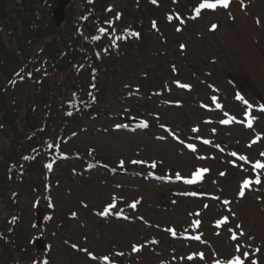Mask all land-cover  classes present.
Segmentation results:
<instances>
[{"label": "rangeland", "instance_id": "374dc122", "mask_svg": "<svg viewBox=\"0 0 264 264\" xmlns=\"http://www.w3.org/2000/svg\"><path fill=\"white\" fill-rule=\"evenodd\" d=\"M157 2L158 8L146 12V16L150 17L149 30L153 29V21L160 30L148 34L140 45L139 38L134 37V46L127 51L129 56L117 65L111 63L114 69L102 75L99 113L80 121L71 134L68 150L86 153L92 149L122 173L131 171L132 160L147 161L148 164H139L145 169L155 161L162 174L171 175L173 179L154 180L121 174L113 177L106 170L82 169L77 160L67 156L53 165L52 173H34L19 192L25 229L20 243L28 249L29 255H34V241L43 237L50 244L44 255L48 264H102L89 261L78 250H72V243L96 256L114 251L129 252L128 256L125 253L121 257L127 264H214L233 254L235 242L230 240L231 233L226 229L234 228L237 223L242 224L246 234L239 242L245 243L247 237H254L248 242L253 248H261L257 258L264 264V169L259 170L262 184H254L252 190L245 189L244 198L238 196L241 182L246 178L254 181L257 175L251 164L238 160V156L264 162L260 156L264 152V111L260 110L264 105V0H243V6L241 0H231L228 9L220 6L215 11L204 9L195 19H192L195 13L190 14L181 7L177 10L171 0ZM176 10L184 23L178 20V25L164 23L162 26V19L169 21L168 16ZM138 19L139 15L131 12L126 26L119 27L118 35L140 25ZM213 24L217 25L214 31L211 30ZM181 44L185 45L184 49ZM172 62H177V77L170 73ZM177 78L191 84L192 89L170 86V80ZM148 86L154 87L153 90L158 86L165 89L159 96L150 97ZM138 87L141 89L138 92L144 96L137 93ZM34 89H28L32 99L38 94ZM238 94L248 103L243 106L236 103L241 101L236 98ZM213 96L217 98L215 103ZM39 98L37 103L44 106L46 101L39 102ZM216 103L221 107L217 108ZM225 112L236 120L221 124V120L228 119ZM246 112L256 117L251 128L247 127ZM153 115L158 117L155 120L159 128L152 125L135 130L125 122L127 118L136 117L145 121ZM118 124L124 127L118 129ZM193 128L199 131L193 132ZM257 134L260 138L249 147ZM161 136L165 139H157ZM204 140L211 143L204 144ZM188 143L195 145V153L186 148ZM232 152L237 156H232ZM121 160L123 167H120ZM199 167L209 171L196 184L174 179L176 172L190 177ZM80 172L84 174L81 176ZM214 181L218 182L214 187L207 184ZM46 182H49V196L55 207L50 210L48 222H45L46 215L43 216V227L37 230L35 212L43 208L41 188ZM192 185L210 193L206 197L210 201H196L198 197L185 195L192 192ZM171 190L176 191L172 205ZM113 196L117 198L115 202L132 203L140 199L141 203L135 210L129 209L128 220H116L113 215L98 216L97 213L112 202ZM214 196L220 199L211 200ZM223 200H229L230 204H222ZM73 212L77 214L75 218L71 215ZM197 212L199 216L195 215ZM224 216L229 217L228 224L217 228L216 221ZM197 219L201 224L193 228ZM166 228H174L184 239L178 235L173 237L164 231ZM217 232L220 234L216 235ZM195 235H201V239H190ZM152 238L158 243L151 245L148 240ZM133 243L144 245L136 256L131 252ZM199 252L205 254V260H200L199 256L187 259ZM177 256L182 259L180 262ZM25 262L26 255L13 253L6 256L3 264Z\"/></svg>", "mask_w": 264, "mask_h": 264}, {"label": "trees", "instance_id": "16d2710c", "mask_svg": "<svg viewBox=\"0 0 264 264\" xmlns=\"http://www.w3.org/2000/svg\"><path fill=\"white\" fill-rule=\"evenodd\" d=\"M171 1L177 10L181 7L190 14L202 2ZM57 2L0 0V264L13 253L26 255L30 264H43L42 257H32L20 243L25 234L19 208L20 188L32 180L34 173L51 171L46 165L54 164L67 153L71 134L80 121L99 113L102 75L114 69L112 62L117 65L129 56L127 51L135 39L130 32L140 33V45L148 34L160 30L159 26L149 30L150 17L146 12L158 8V2L153 4L151 0H71L66 19L59 27L52 14ZM109 7L111 12L106 11ZM177 10L172 22L162 19V26L179 24L175 18ZM117 12L121 18L109 28L105 21L112 20ZM131 12L139 15L140 25L118 35ZM100 27L108 32L100 33ZM112 29L115 35L111 34ZM93 36L100 39L93 40ZM116 36L123 39L116 40ZM113 41L118 47H112ZM138 45L135 46L139 48ZM93 84L95 87H91ZM30 87L38 93L33 99L28 92ZM38 97L39 102L46 101L44 106L37 103ZM79 156L77 160L82 163L103 159L89 153ZM48 192L47 189L44 197H48ZM44 209L49 212L47 206Z\"/></svg>", "mask_w": 264, "mask_h": 264}, {"label": "snow or ice", "instance_id": "6c2138e0", "mask_svg": "<svg viewBox=\"0 0 264 264\" xmlns=\"http://www.w3.org/2000/svg\"><path fill=\"white\" fill-rule=\"evenodd\" d=\"M151 2L153 4H156L157 3V0H151ZM175 2V0H174ZM230 2L231 0H202V2L199 3V5L197 7H195L194 11H195V16L192 17V19H195L196 17L200 16L201 14V11L204 10V9H208V10H212V11H215L217 9L218 6L224 8V9H228L229 8V5H230ZM241 5L243 6V0H241ZM106 11L108 12H111L112 11V8L109 7L108 9H106ZM121 13L117 12L115 14V17L112 19V20H106L105 23L109 26V28L112 27V24L114 23V21L116 20H119L121 18ZM173 15H169L168 16V20L169 21H172L173 20ZM175 18L177 20L180 21V23H184V20L181 19L180 15L179 14H176ZM83 19H87V17H84ZM260 21L257 20V24H259ZM152 26L153 28H156V21H153L152 22ZM217 28V25L216 24H213L211 26V30H216ZM181 29L180 28H177V31H180ZM98 31L100 33H107L108 32V29L104 28V27H100L98 28ZM125 31H130L129 29H126ZM112 35H115V29H112ZM130 34L136 38H139L140 37V33L139 32H135V31H131ZM93 40H99L100 37L99 36H93L92 37ZM116 40H122L123 37H120V36H116L115 37ZM112 47H118V45L115 43V41H113V44H112ZM181 49H184L185 48V45L181 44L180 45ZM105 51H107V49H105ZM99 53H97V58H99ZM175 71V68L173 69ZM95 71V70H93ZM30 75V74H29ZM177 84V86L181 87V88H185V89H188V90H191V85L189 84H182L180 83L179 81H176L175 82ZM91 87H95V85H91ZM75 95V94H74ZM89 95H91V93H89ZM238 100H242L245 104H247L248 102L246 100H244L243 97H241L239 94L237 95L236 97ZM94 100V98H93ZM217 100V98L215 96L212 97V101L215 103ZM171 103V102H169ZM177 105L179 106V102L177 101L176 102ZM204 107H206V105H202ZM216 107L217 108H220L221 105L219 103H216ZM252 105H248V108L251 109ZM260 110L261 111H264V105H261L260 106ZM72 113L69 112L68 115H71ZM224 115L226 117H228V119H223L220 121L221 124H229L230 122H233L236 120L235 117L233 116H230L227 112L224 113ZM245 116H246V119L248 120V123H247V127L251 128L252 127V122L256 119L255 116H251L249 113H245ZM142 127L144 128H147L148 127V124L147 122H144L142 125ZM116 127L119 129L121 127H124V125H116ZM161 127H164V125H161ZM166 131H169L170 134L173 136L174 139H178V137L174 134V133H171L170 130H167ZM193 132H197L199 131L198 128H193L192 129ZM213 131H215V129H213ZM75 135V133L73 134ZM259 134H257V137L256 139H254L248 146L251 147L252 146V143H256L257 140L259 139ZM157 139H160V140H163L165 139V137L161 136V137H157ZM181 143H184L183 141H180ZM204 144H209L211 143L209 140H204L203 141ZM187 149H189L190 151H192L193 153H195L197 151L196 147L194 144L192 143H188L185 145ZM48 147H52V145H48ZM58 147V145H57ZM94 151L92 149L89 150V154L91 155V152ZM232 156H237V153L236 152H232L231 153ZM260 156L262 158H264V152H261L260 153ZM61 158H67V157H64L62 156ZM199 159H204V157H198ZM25 159H28V157H25ZM238 160L240 161H244L245 164H251V167L253 169V171L257 172V175H256V178L255 180H251V179H244L242 182H241V186H240V190L238 192V196L241 197V198H244L245 197V189H248V190H252V186L255 184V185H261L262 184V180H261V175L259 173V170H262L264 169V162H262L261 160H256L255 162H252V161H249V159L245 156V155H239L238 156ZM132 164H148L147 161H142V160H132L131 161ZM235 163V162H233ZM124 166V161L121 160L120 161V167H123ZM149 167L151 168H156L157 167V163L155 161L151 162V164L148 165ZM46 168L49 169V170H52L53 168V164L52 163H48L46 165ZM242 170L247 172V169L246 168H243V166H241ZM209 169L206 168V167H199V168H196L190 175V177H184V176H181V174L179 172H176L175 173V176H174V179L177 180V181H180L182 180L183 183L185 184H196L200 181L203 180L204 178V173L208 172ZM151 175V173H150ZM221 175H225V173H221ZM160 179H168V180H171L173 179V177L171 175L167 176V177H160ZM117 187H120L119 185H117ZM185 195H192V196H195L197 195L196 192H191V193H184ZM116 197L113 196L112 197V202L108 203L106 206L103 207V209L97 213L98 216L102 217V218H108L109 216L115 214L118 218H122L124 220H128L130 219L129 216H126V215H123V210H119V211H116L115 213H113V209L116 207V204H115V201H116ZM213 199H216V200H219L220 197H213ZM141 203V200L140 199H137L135 200L134 202H132L129 207L133 210H135L137 208V205ZM222 204L224 205H228L230 204V201L229 200H223L221 201ZM85 207L87 205H84ZM205 208L208 207V205H204ZM72 217L75 218L76 217V213L73 212L72 214ZM195 215L199 216V213H195ZM231 216L232 217H235V213L234 212H231ZM15 217H13L12 219V223L15 222ZM141 220H143V217H140ZM228 221H229V217L228 216H224L223 218L221 219H218L216 221V227L219 228L221 225H226L228 224ZM145 223H147V221H145ZM201 224V221L199 219L195 220L192 224V227L193 228H196V227H199ZM158 227V226H157ZM229 233H231L230 235V240L231 241H234V248H233V254L226 258V259H223V260H216L214 262V264H260V261L259 259L257 258V255L261 252V248L260 247H255L253 248L252 244L248 241H251L254 239V237H247V240L245 243H240L239 241L244 238L246 236L244 230H243V226L242 224L240 223H237L235 225L234 228L232 227H228L226 229ZM164 231H167L169 232L173 237H175L177 235V232L174 228H166L164 229ZM187 231V230H185ZM220 233L217 232L216 235H219ZM190 239H193V240H200L201 239V235H195V236H192L190 237ZM153 243H158V241H153ZM77 246L76 245H73V248H76ZM144 247L143 244H137V243H133L132 246H131V252L132 253H138L142 250V248ZM82 251L84 252H87L89 258L93 261H101L102 264H114V259L113 257H122L124 256V252L120 251V252H115V253H110V254H104V255H101V256H96V255H93L92 252H89L87 249H82ZM196 256H199V259L200 260H205V254L203 252H199V253H194L192 255H189L187 257L188 260H193ZM43 264H48V261L45 260L43 262Z\"/></svg>", "mask_w": 264, "mask_h": 264}, {"label": "water", "instance_id": "95a60500", "mask_svg": "<svg viewBox=\"0 0 264 264\" xmlns=\"http://www.w3.org/2000/svg\"><path fill=\"white\" fill-rule=\"evenodd\" d=\"M67 3H68V0H58V5H57L58 7L53 12V17L55 18V23L57 26L65 18L64 17V10L66 8ZM132 123L138 124V122H134V121ZM42 213H43V211L39 210V212H37V214H36L38 227H40V225L42 224V222H41ZM35 244H37L38 250L44 249V243H43L42 239L37 240Z\"/></svg>", "mask_w": 264, "mask_h": 264}, {"label": "flooded vegetation", "instance_id": "af4514ba", "mask_svg": "<svg viewBox=\"0 0 264 264\" xmlns=\"http://www.w3.org/2000/svg\"><path fill=\"white\" fill-rule=\"evenodd\" d=\"M172 262H174V260H172Z\"/></svg>", "mask_w": 264, "mask_h": 264}]
</instances>
